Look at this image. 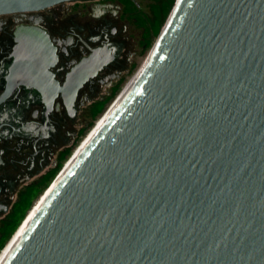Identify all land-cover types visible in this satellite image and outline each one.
I'll return each mask as SVG.
<instances>
[{
  "label": "water",
  "instance_id": "95a60500",
  "mask_svg": "<svg viewBox=\"0 0 264 264\" xmlns=\"http://www.w3.org/2000/svg\"><path fill=\"white\" fill-rule=\"evenodd\" d=\"M136 74L1 264H264V0H176Z\"/></svg>",
  "mask_w": 264,
  "mask_h": 264
},
{
  "label": "flooded vegetation",
  "instance_id": "af4514ba",
  "mask_svg": "<svg viewBox=\"0 0 264 264\" xmlns=\"http://www.w3.org/2000/svg\"><path fill=\"white\" fill-rule=\"evenodd\" d=\"M145 2L0 14V244L138 68L157 30Z\"/></svg>",
  "mask_w": 264,
  "mask_h": 264
},
{
  "label": "rangeland",
  "instance_id": "374dc122",
  "mask_svg": "<svg viewBox=\"0 0 264 264\" xmlns=\"http://www.w3.org/2000/svg\"><path fill=\"white\" fill-rule=\"evenodd\" d=\"M176 0H146L145 5L147 4H151V8L150 11H153V19L157 20V30L155 35L153 36V39L150 43V45L146 48L144 55L141 58V61L139 63L138 68H136L126 79V82L124 83L123 87L121 88V90H119L115 96L110 100V102L107 104V106L97 115L94 123H92V125L89 127V129L83 134V136L80 139L79 145L82 143V141L85 139V137L88 135V133L95 127L96 122L99 120V118H101L105 112L108 110L109 106H111L114 101L116 100V98L118 97V95L120 94V92L125 88V86L129 83V81L131 80V78L134 76V74H136L138 71L140 70L141 66L143 65V62L145 61V59L147 58L151 48L153 47L155 41L157 40V37L163 27V25L165 24L174 4H175ZM79 147V146H78ZM77 150V149H76ZM75 153V152H74ZM58 175L55 174V176H53V178L50 180V182H48V184L38 193V195L32 200V203L29 207V209L27 210L26 214L24 217L27 216L28 212L31 210V208L34 206V204L37 202V200L39 198L42 197V195L48 190L49 186L53 183L55 177ZM24 217L21 219L20 223L18 224L17 228L19 227V225L22 223V221L24 220ZM17 228L15 229V231L17 230ZM14 231V232H15ZM14 232L10 235V237L7 238V240L4 242L3 241V246H0V250L3 249V247L5 246V244L9 241V239L11 238V236L14 234Z\"/></svg>",
  "mask_w": 264,
  "mask_h": 264
},
{
  "label": "bare ground",
  "instance_id": "6f19581e",
  "mask_svg": "<svg viewBox=\"0 0 264 264\" xmlns=\"http://www.w3.org/2000/svg\"><path fill=\"white\" fill-rule=\"evenodd\" d=\"M144 63V62H143ZM139 71V70H137ZM137 74H134V76L131 78V80L129 81V83L125 86V88L120 92V94L118 95V97L116 98V100L114 101V103L109 106L108 110L105 112V114L99 118V120L96 122L95 127L88 133V135L85 137V139L82 141V143L79 145V147L77 148V150L75 151L74 155H76L79 150L85 145V143L88 141V139L96 132V130L100 127V125L103 123V121L105 120L106 116L109 114L110 110H112V108L115 106V104L117 103L118 100H120L123 96V94L125 93L126 89L128 88L129 84L132 82V80L135 78ZM74 155L71 157L73 158ZM70 158V159H71ZM69 159V160H70ZM69 162V161H68ZM68 162L66 164H68ZM51 188V187H50ZM50 188H48V190L42 195L41 198H39L37 200V202L34 204V206L31 208V210L28 212L27 216L24 217V220L22 221V223L19 225V227L17 228V230L14 232V234L12 235V237L9 239V241L5 244V246L3 247V249L0 252V264L2 262V260L6 257V255L8 254V252L11 250V248L15 245V243L17 242V240L19 239L21 233L23 232L24 228L26 227V225L29 223L30 219L32 218L33 214L36 212L37 208L39 207V205L41 204V202L44 200V198L47 196Z\"/></svg>",
  "mask_w": 264,
  "mask_h": 264
},
{
  "label": "trees",
  "instance_id": "16d2710c",
  "mask_svg": "<svg viewBox=\"0 0 264 264\" xmlns=\"http://www.w3.org/2000/svg\"><path fill=\"white\" fill-rule=\"evenodd\" d=\"M20 221H21V220L19 219V220L17 221V223L13 225L10 234H9L8 236L5 237V241H6L7 238L10 237V235L15 231V229L17 228V226H18V224L20 223ZM5 241H4V242H5ZM3 244H4V243L2 242V243L0 244V246H3Z\"/></svg>",
  "mask_w": 264,
  "mask_h": 264
},
{
  "label": "built area",
  "instance_id": "2783aa9c",
  "mask_svg": "<svg viewBox=\"0 0 264 264\" xmlns=\"http://www.w3.org/2000/svg\"><path fill=\"white\" fill-rule=\"evenodd\" d=\"M12 237V236H11ZM2 250V249H1ZM1 250H0V252H1Z\"/></svg>",
  "mask_w": 264,
  "mask_h": 264
}]
</instances>
